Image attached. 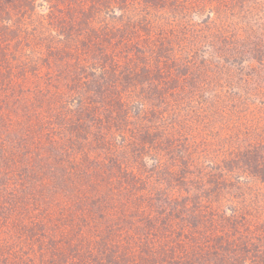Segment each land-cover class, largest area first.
<instances>
[{
    "label": "trees",
    "instance_id": "16d2710c",
    "mask_svg": "<svg viewBox=\"0 0 264 264\" xmlns=\"http://www.w3.org/2000/svg\"><path fill=\"white\" fill-rule=\"evenodd\" d=\"M237 8L0 0V264H264V44Z\"/></svg>",
    "mask_w": 264,
    "mask_h": 264
},
{
    "label": "rangeland",
    "instance_id": "374dc122",
    "mask_svg": "<svg viewBox=\"0 0 264 264\" xmlns=\"http://www.w3.org/2000/svg\"><path fill=\"white\" fill-rule=\"evenodd\" d=\"M248 1V5L246 4V2L240 0V5L241 8H237L236 13H234L233 11H231V13L233 12L235 14V16H239V18L236 17H229V20H231L232 18L235 19L236 21L240 22L241 19L242 20H248V16L247 13L248 10L252 11L254 13V15L252 17L249 18V21L254 22V26H255V31L252 35L247 36L249 41L252 42H259L261 44H264V0H247ZM243 6V7H242ZM246 15V18H245ZM225 19V17L223 18V20ZM228 20V21H229ZM251 24V22H250ZM252 26V24H251ZM260 46V45H259ZM255 48V46L253 47ZM253 53H255V51H252ZM241 55H245V54H241ZM253 58L251 57H244V60L246 61H251ZM175 62L176 61V55H175ZM256 66H263L261 67V69L259 70V73L257 75L260 76H264V63H257ZM254 99L256 101H264V97H254ZM264 109V104L261 105ZM258 114H264V111L262 110H258ZM263 125H256L254 123V128L252 129L253 131H255V134L259 137L264 136V122L262 123ZM246 176H242V178L244 179ZM253 177V176H250ZM245 180H249V181H253L254 183H258V188L259 190H257L259 192V194H264V184L260 183L258 179L253 178L252 180H250V178H246Z\"/></svg>",
    "mask_w": 264,
    "mask_h": 264
}]
</instances>
